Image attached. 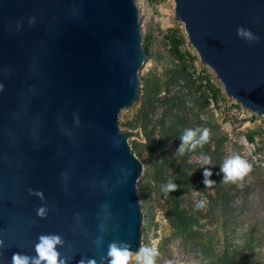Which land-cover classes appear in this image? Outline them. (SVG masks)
Masks as SVG:
<instances>
[{"label":"water","instance_id":"obj_1","mask_svg":"<svg viewBox=\"0 0 264 264\" xmlns=\"http://www.w3.org/2000/svg\"><path fill=\"white\" fill-rule=\"evenodd\" d=\"M174 2L226 95L264 118V0ZM145 60L136 0H0V264H36L42 237L57 264L144 247L145 165L119 115Z\"/></svg>","mask_w":264,"mask_h":264},{"label":"trees","instance_id":"obj_2","mask_svg":"<svg viewBox=\"0 0 264 264\" xmlns=\"http://www.w3.org/2000/svg\"><path fill=\"white\" fill-rule=\"evenodd\" d=\"M146 40L144 47L148 52ZM173 42L178 63L168 69L166 79L156 76L144 79L140 106L135 117L125 124L133 129L142 127L146 138L145 142L134 144L137 156L148 154L145 174L139 179L140 195L146 200L157 190L164 196V214L172 231L160 242L159 249L166 250L165 247L179 241L193 252L198 264H264L260 251L264 233L256 222L248 225L241 222L239 193L232 185L235 180L223 179L221 167L228 136L218 134L216 125L203 118L211 99L217 101L221 90L210 80L203 83L194 78L195 57L179 49L183 38ZM186 56L189 61H185ZM197 127L209 129V141L202 148L177 155L184 130ZM249 139L253 141L254 136ZM202 153L211 157V164L202 165L192 159V156L200 159ZM206 168L212 172L210 179L215 181L208 187L211 191H205L203 182ZM170 180L177 185L176 190L162 192L161 186ZM193 192L198 196L203 193V198L191 202ZM228 226H232L231 231L226 229Z\"/></svg>","mask_w":264,"mask_h":264},{"label":"rangeland","instance_id":"obj_3","mask_svg":"<svg viewBox=\"0 0 264 264\" xmlns=\"http://www.w3.org/2000/svg\"><path fill=\"white\" fill-rule=\"evenodd\" d=\"M136 4L139 8L143 46L145 39L149 42L147 60L140 69V95L143 92L142 86L145 78L156 76L166 79L168 69L178 63L173 51V41L183 38L179 49L182 53H190V56L195 57L192 66L194 78L203 83H206V79L210 80L215 87L221 90L217 101L211 99L203 118L211 120L216 125L218 134L228 136V141L224 146V161L229 156L239 155L250 165L249 170L232 183L239 193L237 197V204L241 208L239 218L245 225L256 222L264 233V118L242 109V105L226 95L212 69L202 63L196 49L190 44L184 23L176 20L174 0H136ZM187 60L189 61V56H186L185 61ZM139 106L138 101L132 107L122 110L119 115L121 128L136 133V136L129 138L133 148H135V143L140 144L146 141L142 127L133 129L125 125L135 117ZM250 135L254 136L253 141L249 139ZM134 151L138 153L135 149ZM138 156L143 162L148 158L147 153ZM192 159L200 161L195 156H192ZM144 174L145 170L141 177ZM205 191L211 190L206 187ZM198 195L197 192H193L191 202L196 203L203 198V193L201 196ZM140 199L145 215L143 244L144 247H153L157 250L158 264H163L164 261L166 263L176 261L178 264H198L192 256L193 252L180 245L179 241H174L165 247L166 250L159 249L160 242L172 231L164 214V196L156 190V194L149 195L146 200L141 195ZM231 227L228 226L226 229L231 231ZM260 244V251L264 254V238ZM131 264H135L134 260Z\"/></svg>","mask_w":264,"mask_h":264},{"label":"clouds","instance_id":"obj_4","mask_svg":"<svg viewBox=\"0 0 264 264\" xmlns=\"http://www.w3.org/2000/svg\"><path fill=\"white\" fill-rule=\"evenodd\" d=\"M237 35L246 39L249 43L258 40V37H255L250 30L242 27L237 29ZM209 138L210 131L207 128L185 129L180 137L181 143L177 149V155H183L186 151H195L197 148H202L209 141ZM200 161L202 165H209L211 164V157L202 153ZM249 168L250 165L239 155L229 156L221 167V171L224 174L223 179L225 182L234 181L237 178H241ZM203 175V182L206 187H210L215 183V181L210 179L212 172L209 169L206 168ZM176 188L177 185L170 180L167 184L161 186V191L169 193L175 191ZM57 243L58 239L55 237H42L41 243L37 247L39 260L36 264H40V261H46V264H57V253L55 251ZM158 255L159 253L153 247H142L135 255L129 250L128 246L118 247L113 244L109 250L111 264H130L133 260L135 264H156ZM14 264H27V261L20 257H14Z\"/></svg>","mask_w":264,"mask_h":264}]
</instances>
